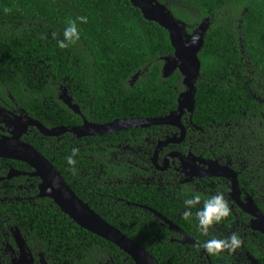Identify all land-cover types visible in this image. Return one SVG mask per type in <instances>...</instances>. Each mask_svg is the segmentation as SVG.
<instances>
[{
  "label": "trees",
  "instance_id": "obj_1",
  "mask_svg": "<svg viewBox=\"0 0 264 264\" xmlns=\"http://www.w3.org/2000/svg\"><path fill=\"white\" fill-rule=\"evenodd\" d=\"M156 1L171 12L185 41L204 29L191 117L205 133L189 144L200 145L208 155L224 156L225 161L246 162L244 181L264 212L260 199L264 0ZM77 16L88 18L87 24H77L80 40L60 49L57 40L63 39L64 28ZM174 55L169 32L146 20L131 0H0V86L48 127H78L84 118L101 125L162 118L177 111L186 90L184 77L179 70L168 78L163 74L166 60ZM64 90L80 114L60 99ZM166 130L154 126L97 137L67 133V137H25L24 141L52 162L81 200L159 264H249L246 253L264 264V235L250 229L245 213L235 231L243 239L242 246L231 254L209 255L202 243L232 234L226 229L232 227L230 220L225 218L209 229L208 236L202 235L195 219L197 209L184 219L189 209L183 202L195 192L185 188L176 196L165 183L146 185L141 180L143 171L119 159L123 147L136 144L134 137L150 131L160 137ZM73 148L78 155L70 167L66 157ZM8 163L32 171L21 162ZM32 182L31 200H15L14 192L12 201L0 202V223L8 216V226L24 236L35 254L43 255L48 264H135L116 245L78 226L53 200L40 199V180ZM206 198L207 194L201 206ZM150 209L166 216L199 246L178 242L182 236L164 226Z\"/></svg>",
  "mask_w": 264,
  "mask_h": 264
},
{
  "label": "flooded vegetation",
  "instance_id": "obj_2",
  "mask_svg": "<svg viewBox=\"0 0 264 264\" xmlns=\"http://www.w3.org/2000/svg\"><path fill=\"white\" fill-rule=\"evenodd\" d=\"M191 116L192 113L186 111L181 115L179 120L175 119L174 125H164L167 130L164 131L163 135L160 137H155V132L151 133V131L143 134V137H134L131 140L136 144L123 147L122 152L118 154L120 156L119 159L121 161L125 160L134 166V168L143 171L144 175L141 177V180L144 184L158 185V187H161L163 183H165L169 190L176 196H179L181 190L185 188L199 193L201 197L206 194L209 197L218 191L223 192L225 199L229 202L231 214V217H227V219L230 220V224L232 225V227L226 229L230 232H235L236 228L240 226L242 219H244L243 213H245L248 218L249 227L254 231L252 225H254L253 222L255 218L249 211L245 210V207L247 208L249 203V197L254 201L253 197L250 195V187L243 178L244 173L248 172L246 169L248 164L246 162H236L231 159L225 161L223 160L225 159L224 156H215V154L212 153L208 155L206 152H201L202 147L200 145H190L189 143L193 141V137L197 135L200 136L201 134L204 135L205 133L203 128L197 127L192 122ZM32 122L40 123L48 130L57 131L59 128L53 126L48 127L46 124L33 117L25 108L14 100L8 88L0 86V139L19 135L21 140L25 142V137H50L45 136L37 126L31 125L30 123ZM152 127L154 126L137 128L151 129ZM67 133L69 132L51 137H67L65 136ZM169 139L174 142L163 146L156 155L159 144ZM197 140L200 142L202 139L198 138ZM210 149H212V147H210ZM8 160L7 158H0V202L8 203V200L12 201L11 195L14 192L18 194V196L14 197L15 200H31V195L35 192L32 180L37 178L33 176V169L26 164L32 171L20 170L14 167L13 164H9ZM217 173L220 176H212ZM22 177L25 180L20 182L19 178ZM234 178H236L239 185V196L238 193L236 195H231L233 190V182L231 179ZM260 190L263 192V194L260 195V199L262 198L264 200V186L261 187ZM20 195H22V197H20ZM186 196L187 195H183L184 198H186ZM38 197L40 199H45L41 198L39 193ZM254 204L256 205L255 201ZM256 206L258 207V205ZM261 212L264 215V212ZM164 217L167 218L166 216ZM6 218L4 223H0V264H16L20 261L22 253L16 243L13 228L8 226V216H6ZM163 225L169 228L165 222ZM177 235L181 234L177 233ZM21 236L25 241L26 253L28 255L30 253L32 254L34 264H41L42 255L39 253L35 254L28 246L24 236ZM182 239H178V242H181ZM246 257L247 262L253 264V259L255 258L248 253H246ZM256 262L260 264L257 260Z\"/></svg>",
  "mask_w": 264,
  "mask_h": 264
},
{
  "label": "water",
  "instance_id": "obj_3",
  "mask_svg": "<svg viewBox=\"0 0 264 264\" xmlns=\"http://www.w3.org/2000/svg\"><path fill=\"white\" fill-rule=\"evenodd\" d=\"M132 4L139 8L144 17L148 21L155 22L169 32L171 42L175 48L174 59H167L163 69L164 77L168 78L176 70H179L184 77V86L186 90L180 95L178 100V109L166 117L153 119H123L116 120L109 124H94L84 118V123L78 127H60L55 130H48L42 124L37 122L30 123L37 126L45 136H57L66 132L75 136L90 137L103 136L117 133L123 130H129L137 127L164 126L174 125L175 119H180L184 112L193 113L195 108L196 82L201 73V61L198 54L203 45V27L198 31L195 38L190 41L183 39L180 25L175 21L171 12L156 0H131ZM138 76L135 77V79ZM60 99L75 113L80 114V108L73 104L66 91L62 92ZM184 134V133H183ZM174 141L169 139L159 144L156 155L163 146ZM0 158H7L13 161L23 162L33 169V176L39 178V196L41 198L51 199L58 208L73 220L78 226L94 235L101 237L112 244L116 245L120 250L127 254L135 264H159L148 252L139 247L134 241L125 236L120 230L110 225L100 215H98L87 203L81 200L72 190L69 184L61 176L58 169L34 146L23 142L21 137H8L0 139ZM20 174V173H19ZM213 177L220 176L218 173ZM233 182V190L231 195L239 196V185L236 178L231 179ZM246 211L254 216L252 229L264 235V215L249 197ZM150 211H152L150 209ZM154 212V211H152ZM155 213V212H154ZM162 219L171 231H175L183 236L180 243L199 246L190 236H188L179 227L170 220L155 213ZM16 243L22 253L20 261L16 264H34L33 256L25 251V241L18 230L14 231ZM253 259V258H252ZM41 264H48L44 256H41ZM253 264H258L253 259Z\"/></svg>",
  "mask_w": 264,
  "mask_h": 264
},
{
  "label": "clouds",
  "instance_id": "obj_4",
  "mask_svg": "<svg viewBox=\"0 0 264 264\" xmlns=\"http://www.w3.org/2000/svg\"><path fill=\"white\" fill-rule=\"evenodd\" d=\"M3 11L7 13L9 9L4 8ZM87 24V16H77L74 20L69 21L68 25L64 28L62 36L63 39L57 40V46L60 49L68 48L70 45L75 44L81 38L80 30L77 24ZM55 38V34H53ZM78 155V149L73 148L71 155L66 157L67 164L71 167L76 163L75 157ZM202 197L199 193H193L191 198L184 200V205L189 211L184 213V219L187 220L191 215V209H197L195 212V219L198 224V228L201 230L202 235L208 236L209 229L214 225L219 224L222 220L229 217L230 208L229 202L225 199L223 192H216L203 200L201 206ZM243 244L241 235L237 232H233L225 238H210L202 243V248L209 255H219L224 252L229 254L234 253Z\"/></svg>",
  "mask_w": 264,
  "mask_h": 264
}]
</instances>
